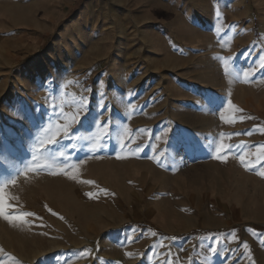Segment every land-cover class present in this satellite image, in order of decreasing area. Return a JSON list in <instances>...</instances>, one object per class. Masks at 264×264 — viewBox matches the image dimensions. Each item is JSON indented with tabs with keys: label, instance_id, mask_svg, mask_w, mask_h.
<instances>
[{
	"label": "rangeland",
	"instance_id": "rangeland-1",
	"mask_svg": "<svg viewBox=\"0 0 264 264\" xmlns=\"http://www.w3.org/2000/svg\"><path fill=\"white\" fill-rule=\"evenodd\" d=\"M263 22L264 0H0V124L29 68L33 103L130 150L45 186L0 128L4 215L24 217H0V264H264V178L203 154V124L255 118Z\"/></svg>",
	"mask_w": 264,
	"mask_h": 264
},
{
	"label": "crops",
	"instance_id": "crops-1",
	"mask_svg": "<svg viewBox=\"0 0 264 264\" xmlns=\"http://www.w3.org/2000/svg\"><path fill=\"white\" fill-rule=\"evenodd\" d=\"M36 78L38 77L29 68L21 70L14 77L20 90L4 97L3 102L6 101L9 121L0 124V128L7 129V126H10L15 129L12 135L7 134L9 142H13V159L24 158L25 164L30 168V176H39L40 182L47 186L49 180L56 179L65 171H70L69 176L78 172L76 168L81 166L76 167L77 162L86 159L90 162L98 156L122 157L129 153L125 144L118 142L111 134L108 123L106 125L107 121L101 119V116L73 121L64 118L61 108L66 104L58 103L57 99L54 103L50 100L43 105L33 103L31 97L39 90V85L35 83ZM1 99L3 98L0 96V101ZM79 107L82 108L73 106L70 108L67 104V108L73 113L92 110L88 105ZM94 109L102 111L99 107ZM246 114L254 115L255 118L214 120L210 121L209 125L203 124V127L219 129L203 130V154L211 148L209 147L211 141L213 143L211 152L215 153L217 160L243 163L245 168L255 169L264 178V95L257 106L247 108L242 116ZM224 127L232 130H220ZM105 128L107 129L104 130ZM109 133L110 136L107 137ZM117 138L119 139L118 136ZM138 148H132V155L135 157L141 156L142 150ZM206 245L203 239V248H206Z\"/></svg>",
	"mask_w": 264,
	"mask_h": 264
},
{
	"label": "snow or ice",
	"instance_id": "snow-or-ice-1",
	"mask_svg": "<svg viewBox=\"0 0 264 264\" xmlns=\"http://www.w3.org/2000/svg\"><path fill=\"white\" fill-rule=\"evenodd\" d=\"M119 158V157H117ZM5 197L2 193H0V217H3L4 219H7L9 221H15V220H23V216H5L4 211L7 208V205L4 203Z\"/></svg>",
	"mask_w": 264,
	"mask_h": 264
},
{
	"label": "bare ground",
	"instance_id": "bare-ground-1",
	"mask_svg": "<svg viewBox=\"0 0 264 264\" xmlns=\"http://www.w3.org/2000/svg\"><path fill=\"white\" fill-rule=\"evenodd\" d=\"M34 69V68H33ZM35 71V70H34Z\"/></svg>",
	"mask_w": 264,
	"mask_h": 264
}]
</instances>
